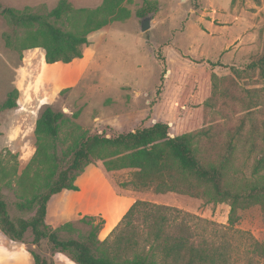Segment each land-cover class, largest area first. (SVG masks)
<instances>
[{
    "label": "rangeland",
    "instance_id": "1",
    "mask_svg": "<svg viewBox=\"0 0 264 264\" xmlns=\"http://www.w3.org/2000/svg\"><path fill=\"white\" fill-rule=\"evenodd\" d=\"M60 1L0 0V5L16 10L30 8L34 13L48 15ZM103 1L70 2L75 10H94ZM124 7L129 18L91 33L89 46L83 47V53L88 48L86 60L70 65L47 64L42 48L21 52L9 47L7 37L15 44L24 40L25 34L0 15V106L14 89L19 91L18 108L0 114V169L8 176L0 177V188L11 200L16 201L19 195L31 199L34 194L29 184L37 181V170L44 171L33 166L27 178H23L37 151L33 130L47 105L65 114L56 144L63 165L68 162L66 155L74 142L84 137L114 138L156 123L168 124L171 136H176L177 128L189 117L188 109L193 103L203 102L205 89L211 90L205 78L212 71L222 79L217 83L214 98L222 114L209 110V121L232 128L249 112L258 123L264 120L263 107L246 111L237 103L246 97V90L264 89V81L257 74L238 80L232 71V68L245 69L264 53V0H131ZM148 16L153 18V28L142 33V21ZM52 22L65 31L73 28L72 20ZM92 57L84 76L66 87ZM166 70L168 73L163 77ZM66 78H70L69 82L63 83L61 80ZM225 92L231 96L229 100L236 102L234 105L228 101L231 106H225V99L220 96ZM199 124L197 129L202 128L203 121ZM251 124L247 122L248 129ZM6 143L18 151L9 150ZM253 163L254 159L250 162L241 159L238 164L249 180H252ZM130 174V170L108 173L101 162L89 166L78 178L76 185L81 192L73 198L84 214L76 215L78 206L69 200L68 191H64L51 199L47 224L56 229L72 222L75 238L85 239L91 227L80 220L101 216L107 222L102 238L99 234V240L104 241L133 204L142 201L169 208L162 210V214L173 229L184 224L196 236L225 245L229 264L264 263L263 205L238 210V219L231 225L228 204H208L202 199L173 193L158 195L152 191L127 190L121 184L128 181ZM43 176L38 179L39 184H44ZM261 177L264 178V171ZM126 197L130 199L121 200ZM11 213L14 218L31 220L36 209L25 212L13 209ZM26 252L31 256L32 252L51 255L48 241L41 247L33 244L31 231L23 242L17 243L6 239L0 230V264H33V256ZM54 261L65 264L57 255Z\"/></svg>",
    "mask_w": 264,
    "mask_h": 264
},
{
    "label": "trees",
    "instance_id": "2",
    "mask_svg": "<svg viewBox=\"0 0 264 264\" xmlns=\"http://www.w3.org/2000/svg\"><path fill=\"white\" fill-rule=\"evenodd\" d=\"M70 1L61 0L48 15L34 13L30 8L16 10L0 5V15L11 27L22 29L25 34V39L17 40L15 44L7 37V45L21 52L42 48L46 52L47 64H70L84 57L83 47L89 46L91 33L130 16L124 4L131 0H104L94 10H75ZM66 19L73 21L70 31L52 22ZM232 71L238 80L257 74L264 81V53L245 69L232 68ZM167 73L168 70L163 77ZM205 81L211 84V90L205 89L203 102L193 103L188 109L189 117L177 128L176 136H171L168 124L156 123L114 138L101 135L84 137L74 142L66 155L69 156L65 165L59 160L56 145L65 114L45 106L36 123L37 151L23 174L26 179L33 166L41 167L44 171L37 170L36 176L38 181L44 175V184L31 182L29 188L33 197L28 199L19 195L16 201L0 188L2 233L11 241L21 243L31 231L33 244L39 247L48 241L51 255L47 257L32 252L34 264H55L54 256L57 254L66 255L75 264H229L225 245L196 236L184 224L173 229L171 222L162 214V210L169 208L147 202L134 203L104 241L99 240L106 223L101 216L80 220V223L91 227L85 239L75 238L76 229L72 222L56 229L47 224L51 199L64 191H80L76 185L78 178L89 166L99 162L108 173L130 170V178L121 184L127 190L152 191L158 195L173 193L202 199L208 204H228L231 225L238 219V210L264 206V178L261 177L264 171V120L258 123L249 112L232 128L213 124L207 116L213 109L222 114L217 108L218 101L214 99L217 83L222 79L212 71L206 75ZM245 94L246 97H241L237 103L246 111L264 108V89L246 90ZM220 96L225 99V106L230 107L229 93ZM18 99L19 91L14 89L0 106V114L17 109ZM231 102L233 105L236 103ZM200 120L203 121L202 128L197 129L201 125ZM248 121L252 123L250 129L247 128ZM241 159L245 162L254 159L252 180L240 170L238 164ZM6 175L0 169V177H8ZM7 185L11 186L10 183ZM13 209L20 212L36 209V213L31 220H25L14 218Z\"/></svg>",
    "mask_w": 264,
    "mask_h": 264
},
{
    "label": "crops",
    "instance_id": "3",
    "mask_svg": "<svg viewBox=\"0 0 264 264\" xmlns=\"http://www.w3.org/2000/svg\"><path fill=\"white\" fill-rule=\"evenodd\" d=\"M88 51V48L86 47V51H84V57L82 58V59H76L74 62H84L85 60H86V52ZM26 55V54H25ZM46 55V54H45ZM25 59H26V57H25ZM45 61H46V59H45ZM92 62H93V57L89 60V61H87V63L86 64H84V65H82V69H80V71L78 72L79 74L77 75H74V77L73 78H71V83H67V82H69V80H70V78H66V79H63V80H61L63 83H67L66 84V87H70V86H72V84H74V83H76L78 80H80L81 78H82V76H84V74L88 71V69L90 68V66H91V64H92ZM73 63V62H72ZM72 63H70V64H72ZM70 64H65V65H70ZM26 68V67H25ZM21 70H23V68L22 69H19L18 70V75H20V73H21ZM12 119V118H11ZM37 123V122H36ZM10 127H11V124H10ZM35 129H36V125H35V127H34V130H33V138L35 139ZM6 145H7V147L9 148V150H11V151H18L17 149H14L12 146H10L8 143H6ZM80 192H81V190L80 191H78V192H73V191H68V193L70 194V198H69V200L72 202V203H74L75 205H77L78 206V211H77V213H76V215H78L79 213H83L82 211H81V207L75 202V201H73V198H74V195H77V194H80ZM126 199H130V198H123V199H121V200H126ZM84 214V213H83ZM86 215V214H85ZM94 215H98V214H94ZM79 216V215H78ZM107 223V222H106ZM106 223H105V227H106ZM118 225V224H117ZM105 227L102 229V231H101V233H100V237L102 238V232L104 231V229H105ZM2 232V231H1ZM110 234V233H109ZM108 234V235H109ZM107 235V236H108ZM5 236V235H4ZM107 236H105L104 237V239H106L107 238ZM5 238L7 239V237L5 236ZM27 253V252H26ZM27 254H29V253H27ZM30 255V254H29ZM30 257H32L31 255H30ZM57 257L60 259V260H62L65 264H70L68 261H70L71 262V260L69 259V258H66V257H64L63 255H61V254H57ZM32 261H33V264H34V259H33V257H32ZM10 264H16V263H10ZM72 264H74V262H72Z\"/></svg>",
    "mask_w": 264,
    "mask_h": 264
},
{
    "label": "water",
    "instance_id": "4",
    "mask_svg": "<svg viewBox=\"0 0 264 264\" xmlns=\"http://www.w3.org/2000/svg\"><path fill=\"white\" fill-rule=\"evenodd\" d=\"M182 1H186V0H182ZM152 28H153V18L151 16L144 18L141 24V32L146 33L150 31Z\"/></svg>",
    "mask_w": 264,
    "mask_h": 264
},
{
    "label": "bare ground",
    "instance_id": "5",
    "mask_svg": "<svg viewBox=\"0 0 264 264\" xmlns=\"http://www.w3.org/2000/svg\"><path fill=\"white\" fill-rule=\"evenodd\" d=\"M58 64H60V63H57V64H55V65H58ZM63 65H65V64H63ZM54 66V65H53Z\"/></svg>",
    "mask_w": 264,
    "mask_h": 264
}]
</instances>
